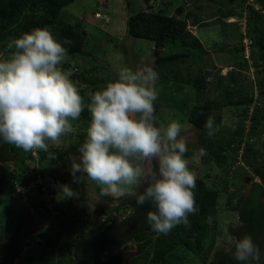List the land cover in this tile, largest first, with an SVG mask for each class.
<instances>
[{
    "label": "rangeland",
    "instance_id": "rangeland-1",
    "mask_svg": "<svg viewBox=\"0 0 264 264\" xmlns=\"http://www.w3.org/2000/svg\"><path fill=\"white\" fill-rule=\"evenodd\" d=\"M167 1L172 2L171 10L167 8L171 14L177 6L184 9L179 15L181 18L188 12L199 14L197 25L192 16L188 17L187 28L205 49H192L179 43L163 44V54L177 52L187 56L160 69L166 79L157 82V121L166 125L171 120H179L184 125L181 136L187 141L185 157L189 167L197 178L218 189V196L216 213L207 220L208 232L201 254L197 256L178 247L166 264H206L215 250L228 246L232 237L228 227L239 223L236 211L228 207L227 200L231 198L234 203L240 193L260 181L241 157L244 147H248L257 155V159L252 160L253 165L261 166L264 161V21L253 22L246 8L251 5L261 10L260 2L245 0L241 4L236 0L235 16L222 20L215 17V13L223 7L210 0H74L62 8L55 24L46 28L63 45L65 40L58 38V29L81 22L85 32L83 53L68 54L62 68L72 73L70 79L79 89L91 81L103 86L125 66L155 68L154 41L130 35L127 18L138 10H159ZM34 14L40 16L42 10L36 8ZM245 36L261 40V44L255 41L251 45L248 56L240 50ZM15 38H7L0 44V55L9 54L7 45ZM200 72L209 73V85L203 93L185 84ZM170 78L172 80H168ZM227 99L233 104L212 111L215 122L220 116V121L216 122L219 131L215 135L227 147L226 161L218 165L198 143L201 131L188 122L187 115L194 105L203 101L225 102ZM89 121L90 115L84 117L81 113L79 120L70 121L71 132L59 142H49V151L58 157L54 161L46 162L45 153L41 151H32V158L31 152L12 146L11 159L0 162V242L9 240L21 220L29 224L26 238L32 240L30 245L22 247L11 264H72L74 244L79 238L98 236L110 222L122 221L130 212L128 208L115 212L109 208L121 202L128 204L131 197H100V187L87 178L81 184L72 183L68 168L79 155ZM205 135L210 139L214 137L208 136L207 131ZM201 149L206 151V156H199ZM26 165L28 168L23 170ZM34 172L35 180L26 181ZM61 183L69 184L79 193V198L60 200ZM94 203L95 208H90ZM136 254L134 243L125 241L108 250L103 259L117 256L124 264H129V259Z\"/></svg>",
    "mask_w": 264,
    "mask_h": 264
},
{
    "label": "clouds",
    "instance_id": "clouds-1",
    "mask_svg": "<svg viewBox=\"0 0 264 264\" xmlns=\"http://www.w3.org/2000/svg\"><path fill=\"white\" fill-rule=\"evenodd\" d=\"M7 48L9 54L0 55V143L41 151L46 162L54 161L58 157L49 151V142L71 132L70 121L79 120L85 109L72 73L62 68L67 50L46 27L23 32ZM159 79L152 66H125L89 93L86 137L68 172L74 184L85 178L95 182L100 197H132L137 206L150 203L148 226L167 235L178 225L187 226L189 215L198 211L197 177L185 157L184 125L179 120L158 124ZM204 127L208 136L219 131L213 117ZM206 155L201 149L199 156ZM59 198L78 199L79 193L61 183ZM224 251L236 264H264V249L249 234L232 236Z\"/></svg>",
    "mask_w": 264,
    "mask_h": 264
},
{
    "label": "trees",
    "instance_id": "trees-1",
    "mask_svg": "<svg viewBox=\"0 0 264 264\" xmlns=\"http://www.w3.org/2000/svg\"><path fill=\"white\" fill-rule=\"evenodd\" d=\"M73 1L0 0V44L2 45L5 39L19 37L23 32L30 31L34 27L44 28L53 26L62 8ZM210 1L216 4L219 3V6L223 7L222 9L218 8L217 13H215L218 19L235 16L236 13L234 12L233 4L236 0ZM258 1L260 2L261 10H256L251 5L246 6L249 19L253 22L264 21V0ZM239 2L244 4L245 0H239ZM128 5L129 2H127L126 6ZM171 5L172 2L167 1L166 6L159 10L149 11L142 9L131 13L127 18V32L130 35L154 41L155 46L152 51L153 64L157 71L159 69L160 79H166V76L160 71L161 68L165 65L181 61L187 56L185 53L177 52L163 54L162 47L164 43H179L182 46L192 49H204L199 38L192 35L187 28L188 17L192 16L193 23L197 25L200 22L199 14L188 12L181 18L179 15L183 13V7L177 6L174 9V13L171 14L167 12V8L169 11ZM36 8L42 10L40 16L34 14ZM203 23H206L205 20ZM57 34L59 39L65 40L62 46L67 50L69 55H81L83 53L85 32L80 21L59 28ZM249 38L252 40V44L255 41L261 44V40H256L252 36H249ZM240 50L243 51L242 43ZM262 72V79L264 80V64ZM208 75V72H200L198 75L187 79L185 84L191 85L197 91L203 93L209 85V81H207ZM174 77L177 76L174 75ZM168 80L172 79L170 78ZM101 86L100 83L91 81L80 89V94L83 96L85 104V109L82 112L84 117L90 115L87 109L89 93L98 90ZM232 104L233 101L231 99H227L225 102L219 100L203 101L202 103L194 105L187 115L188 122L201 131L198 143L209 152L210 156L218 165L226 161L227 147L221 144L216 135L212 139L207 137L205 135L206 129L204 124L207 118L212 117V111L214 109H220L223 106ZM219 121L220 116H217L216 122ZM238 148L240 149V147ZM12 151V145L1 143L0 162L11 159ZM39 156L41 157V152H39ZM241 157L260 181L254 182L247 192L240 193L234 203L231 198L227 200L228 207L236 211L239 222L238 225L229 226L228 232L236 238L244 234H249L253 237L254 242L264 249V161L261 166L253 165L252 160L257 159V155L252 148L248 147H244V152ZM21 164L22 161L19 162V165ZM27 168L28 166L26 165L23 167V170ZM36 176V172H34V174H31L25 180H35ZM39 189L38 187V192L40 193L41 189ZM140 190L142 191V187ZM194 194L198 211L195 214L189 215V224L187 226L183 224L178 225L167 235L157 234L148 226L146 213L152 207L150 203L146 202L143 206H137L134 198L131 197L128 200V204L121 202L112 205L109 208L111 212L119 211L123 208L130 210L124 220L113 221L109 226V228L115 226L118 231L124 232V240L118 242L116 240L109 241L105 236H100L96 239L90 254H88V260L82 261L78 260L80 251L84 252L89 244L86 238L81 237L74 244V254L71 258L72 264H122L123 262L117 256L113 258L106 257L105 260H101V258L108 250L124 244L125 241H132L137 252L136 255L129 259V264H166L169 255L178 247H182L194 255H200L203 251V241L208 232L207 220L216 213L218 189L209 187L202 178H197ZM31 241V238H29L23 244H20L18 240L11 243V258L8 264H11L22 247L30 245ZM0 247H8V242L5 245L0 242ZM0 264H7V258L0 257ZM206 264H236V262L224 249H217Z\"/></svg>",
    "mask_w": 264,
    "mask_h": 264
},
{
    "label": "flooded vegetation",
    "instance_id": "flooded-vegetation-1",
    "mask_svg": "<svg viewBox=\"0 0 264 264\" xmlns=\"http://www.w3.org/2000/svg\"><path fill=\"white\" fill-rule=\"evenodd\" d=\"M111 224H112V222H110L107 226H105L106 228L104 230H102V232L98 236H92L90 238H86L89 246L84 250V252L80 251V255L78 257V260H82V261L88 260L87 259L88 254H90V252L94 246V243L96 242V239L100 236H105L109 241L116 240V242H118V241L124 240V238H123L124 232L118 231L115 226H113V228H109V226ZM28 225L27 224L25 225V220H21V222H19V224L16 225V228H17L16 232L12 233L10 235L9 240H7L5 243H1V244L5 245L8 242V247H2V248L0 247V257L7 258V264L9 263V260L11 258L12 248H11L10 244L13 243L14 241L16 242L17 240L20 241V244H23L24 242H26L28 240L26 238V233H28V231H29V229H26V227ZM105 259H103V257L101 258V260H105ZM122 264H124V263H122Z\"/></svg>",
    "mask_w": 264,
    "mask_h": 264
},
{
    "label": "built area",
    "instance_id": "built-area-1",
    "mask_svg": "<svg viewBox=\"0 0 264 264\" xmlns=\"http://www.w3.org/2000/svg\"><path fill=\"white\" fill-rule=\"evenodd\" d=\"M242 44H243L244 55L248 56L249 55V51H250V47L252 45V40L249 37L245 36V39H243ZM42 189H44V188H42Z\"/></svg>",
    "mask_w": 264,
    "mask_h": 264
},
{
    "label": "crops",
    "instance_id": "crops-1",
    "mask_svg": "<svg viewBox=\"0 0 264 264\" xmlns=\"http://www.w3.org/2000/svg\"><path fill=\"white\" fill-rule=\"evenodd\" d=\"M215 17H217V16L215 15ZM215 17H214V18H215ZM232 17H233V16H231L230 18H232ZM222 20H224V19H222ZM206 25H208V24H204L203 26H206ZM203 26H202V27H203ZM203 46H204V44H203ZM204 49H205V46H204Z\"/></svg>",
    "mask_w": 264,
    "mask_h": 264
}]
</instances>
